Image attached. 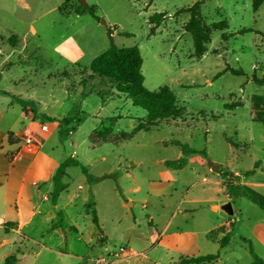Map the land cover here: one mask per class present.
<instances>
[{
	"label": "rangeland",
	"instance_id": "1",
	"mask_svg": "<svg viewBox=\"0 0 264 264\" xmlns=\"http://www.w3.org/2000/svg\"><path fill=\"white\" fill-rule=\"evenodd\" d=\"M85 1L95 6L98 21L88 12L76 13L79 0H0V123L10 121L13 111H24L26 101L27 110L35 111L38 122L53 134V159L72 157L79 162L69 165L59 179L65 188L58 203L76 216L88 195L103 215L108 209L128 211L144 229L153 209L173 206L183 194L198 197L204 191L190 170L192 166L198 170L197 155L219 163L220 170L241 172L239 184L264 182V123L250 116L251 95L264 94V82L257 81L264 80V2L253 12L251 0H203L199 5L203 22L224 20L227 27L212 29L206 51L197 57L192 35L183 27L189 13L177 11L198 0ZM154 12H165L166 17L150 33L148 17ZM10 35L17 40L13 45L7 42ZM111 43L138 46L143 85L149 90L168 86L175 93L179 114L128 140L91 147L87 136L92 130L111 126L115 132L128 131L146 114L125 94L110 93L103 102L89 92L87 67ZM179 157L184 163L173 196L151 194L149 181L164 180L165 161ZM251 187L264 196V186ZM51 194L41 203L43 210L53 208V190ZM37 201H42L41 195ZM240 206L244 223L238 231L264 264V244L252 233L253 224L264 220L263 209L245 196ZM234 218L241 220L238 213ZM126 219L123 225H130L132 220ZM29 233L30 239H24L17 252L18 264H57L55 252L44 247L57 246L55 233L33 228ZM241 247L240 261L249 264L253 255ZM14 248L0 245V264L7 252L15 253Z\"/></svg>",
	"mask_w": 264,
	"mask_h": 264
},
{
	"label": "crops",
	"instance_id": "2",
	"mask_svg": "<svg viewBox=\"0 0 264 264\" xmlns=\"http://www.w3.org/2000/svg\"><path fill=\"white\" fill-rule=\"evenodd\" d=\"M13 112L15 116L10 121L3 125L0 123V245L8 243L15 246V253L7 252L5 256L15 257L12 264H18L17 252L24 239H30V228L40 233H55L57 246L44 247L55 252L57 264H180L187 257L206 254L218 256L204 264H242L241 246H246L243 250L246 252L248 249L251 254L249 246L253 250L252 244L238 231V225L244 223L240 206L244 196L237 195L236 189L239 184L237 176L241 172L220 170V164L218 170L213 171L200 155L195 158L198 170L193 166L190 170L199 177L204 191L198 197L196 194L187 198L183 194L176 199L175 205H162L153 209L148 214L150 225L144 229L141 220L136 221V217L128 211L108 209L103 215L96 203L90 202L88 195H84L85 203L77 208L76 216L67 212L58 203L65 187L56 195L53 208L43 210L41 203L51 198L55 185L54 173L60 164L50 155L53 134L47 131L44 123L38 122L36 112L27 110V106L24 111ZM2 116L3 111L0 112V121ZM143 119L138 118L137 124ZM41 125H45L46 129H41ZM24 133L31 134L35 142L24 143ZM167 161L170 160L165 161L168 166L165 179L149 181L148 190L151 194L173 196L175 184L180 183L177 172L183 164L173 165ZM69 167L64 168L61 177ZM235 172L239 174L234 175ZM240 183L250 187L264 186L263 180L259 179ZM134 189H138V186ZM40 195L42 201H37ZM226 201L231 203V215L220 208ZM120 206L123 208L126 204ZM142 207L147 208L145 202ZM236 213L240 214V221L234 218ZM127 216L132 223L123 225L122 220L125 218L127 222ZM105 222L109 223L108 227ZM252 233L263 245L264 220L259 219L253 224ZM42 235L40 238L44 239ZM110 242L118 246L113 248ZM119 247H125L126 250L120 251Z\"/></svg>",
	"mask_w": 264,
	"mask_h": 264
},
{
	"label": "trees",
	"instance_id": "3",
	"mask_svg": "<svg viewBox=\"0 0 264 264\" xmlns=\"http://www.w3.org/2000/svg\"><path fill=\"white\" fill-rule=\"evenodd\" d=\"M203 0H198L192 5L178 9L177 12L186 11L189 17L183 27L191 33L193 38L194 55L199 57L206 51V42L209 41V34L212 29H224L227 27L226 21L220 20L206 25L201 18L199 5ZM264 0H251V9L256 12ZM88 12L95 20L99 17L95 13L94 5L84 6L80 3V7L76 10L77 14ZM166 17L165 12H154L148 17V22L151 23L150 33H154L156 27ZM241 29L240 31H246ZM111 33V31H109ZM222 37L226 39L223 33ZM2 39V35H0ZM15 35H10L7 42L10 44L16 43ZM142 56L137 45L116 46L111 43L108 48L95 56L87 70L89 72L87 86L89 92L97 94L101 101L105 102L106 97L110 93L125 94L135 106L143 108L146 112L143 121H140L131 131H122L119 133L113 132L112 128L104 127L101 130H93L88 135V141L91 147L99 146L103 143L112 142L120 143L127 140L134 132L155 125L160 120L174 118L179 114L175 93L166 85H162L154 90H149L143 85V74L141 72ZM233 72L238 73L236 70ZM258 82H264L263 79H257ZM86 96V93H82ZM27 102L23 101L25 108ZM250 116L251 119L257 122L264 123V94L254 93L250 97ZM10 140V135L7 137ZM235 144V143H233ZM168 164L182 165L184 158L179 157L175 160L167 161ZM79 162L72 157L66 158L60 162L54 173V195L62 190L65 185L58 183L64 168L69 165H77ZM83 173L89 178V173L82 166ZM97 179V177H94ZM92 180V179H91ZM228 185V184H227ZM237 195L248 197L264 210V196L254 190L252 187L245 184H237ZM94 222L96 217L92 211ZM249 251L253 255V262L250 264H262V260L258 257L249 246ZM217 254H206L198 256H190L183 259L180 264L189 263H208L217 258ZM13 255L5 257L4 264H12Z\"/></svg>",
	"mask_w": 264,
	"mask_h": 264
},
{
	"label": "water",
	"instance_id": "4",
	"mask_svg": "<svg viewBox=\"0 0 264 264\" xmlns=\"http://www.w3.org/2000/svg\"><path fill=\"white\" fill-rule=\"evenodd\" d=\"M82 5H87L86 1L85 0H79ZM101 23H103L105 26H106V23L101 20ZM207 165L213 170V171H217L218 168H219V163H216V162H212L210 160H207ZM220 208L227 214L231 215L233 213V210H232V206H231V203L229 201H226L224 203H222L220 205Z\"/></svg>",
	"mask_w": 264,
	"mask_h": 264
},
{
	"label": "built area",
	"instance_id": "5",
	"mask_svg": "<svg viewBox=\"0 0 264 264\" xmlns=\"http://www.w3.org/2000/svg\"><path fill=\"white\" fill-rule=\"evenodd\" d=\"M41 129L45 130L46 129V126L45 125H41ZM22 140L26 144L34 143L35 142L33 136L31 134H29V133H24L22 135ZM238 174H239L238 172H235L234 175H238ZM119 250L124 252L126 249H125V247H119Z\"/></svg>",
	"mask_w": 264,
	"mask_h": 264
}]
</instances>
